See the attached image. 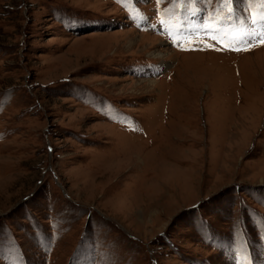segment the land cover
<instances>
[{"label": "rangeland", "instance_id": "374dc122", "mask_svg": "<svg viewBox=\"0 0 264 264\" xmlns=\"http://www.w3.org/2000/svg\"><path fill=\"white\" fill-rule=\"evenodd\" d=\"M261 2L0 0V264H264Z\"/></svg>", "mask_w": 264, "mask_h": 264}, {"label": "snow or ice", "instance_id": "6c2138e0", "mask_svg": "<svg viewBox=\"0 0 264 264\" xmlns=\"http://www.w3.org/2000/svg\"><path fill=\"white\" fill-rule=\"evenodd\" d=\"M225 2L230 3L231 0H225ZM261 7H264V0H262V2H261ZM260 18H261V19H264V13L261 14V17H260ZM252 22H253V23H256L257 21H256V19L254 18ZM254 35H258V34H254ZM246 43H247V42H246ZM260 43H261V44H264V36H261ZM250 47H251V44L249 43V44L247 45V47H244V48H241V47H234V48H232L231 50H233V51H246V50H249Z\"/></svg>", "mask_w": 264, "mask_h": 264}, {"label": "bare ground", "instance_id": "6f19581e", "mask_svg": "<svg viewBox=\"0 0 264 264\" xmlns=\"http://www.w3.org/2000/svg\"><path fill=\"white\" fill-rule=\"evenodd\" d=\"M153 55V54H152ZM154 55L155 56H161L162 54H161V52H156V53H154ZM149 82H152V83H154V81L153 80H151V81H149Z\"/></svg>", "mask_w": 264, "mask_h": 264}]
</instances>
